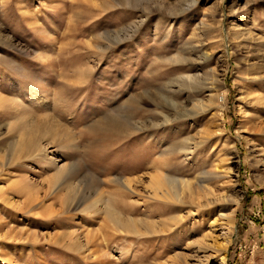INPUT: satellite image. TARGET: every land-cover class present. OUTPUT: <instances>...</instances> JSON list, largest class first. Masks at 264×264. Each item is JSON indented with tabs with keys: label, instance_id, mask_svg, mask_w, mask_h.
<instances>
[{
	"label": "rangeland",
	"instance_id": "obj_1",
	"mask_svg": "<svg viewBox=\"0 0 264 264\" xmlns=\"http://www.w3.org/2000/svg\"><path fill=\"white\" fill-rule=\"evenodd\" d=\"M221 259L264 264V0H0V264Z\"/></svg>",
	"mask_w": 264,
	"mask_h": 264
},
{
	"label": "bare ground",
	"instance_id": "obj_2",
	"mask_svg": "<svg viewBox=\"0 0 264 264\" xmlns=\"http://www.w3.org/2000/svg\"><path fill=\"white\" fill-rule=\"evenodd\" d=\"M187 79H189V80H193V79H195V78H192V77H188ZM207 101L208 102H210V103H213V101H214V93L213 92H211L210 94H208L207 95ZM218 107H219V109H217L218 111L220 110L221 111V108H222V105H217ZM36 148H38L39 150H41V151H44V148L40 145V144H38V145H36L35 146ZM35 148L34 147H32L29 151L31 152V151H33ZM64 167H60L59 168V170H62ZM206 173H209V172H203V175L204 174H206ZM167 182H168V184L169 185H173V184H177V180H167ZM176 193V191L174 190L173 191V194H175ZM120 214V213H119ZM118 213H116V218H117V220L120 222V219H121V216L119 215ZM218 216H220V217H225L224 216V214H222L221 212L218 214ZM159 224V223H158ZM229 230L227 231H223V234H222V238L224 239V241H227L228 240V238H229ZM214 251L219 255V253H220V249L219 248H215L214 249ZM219 262V264H225V262H224V260L223 259H221V260H219L218 261Z\"/></svg>",
	"mask_w": 264,
	"mask_h": 264
}]
</instances>
